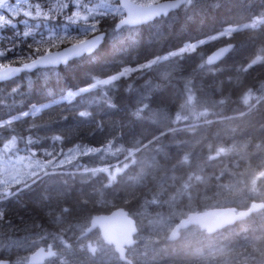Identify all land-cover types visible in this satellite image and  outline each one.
I'll list each match as a JSON object with an SVG mask.
<instances>
[{"label": "trees", "instance_id": "1", "mask_svg": "<svg viewBox=\"0 0 264 264\" xmlns=\"http://www.w3.org/2000/svg\"><path fill=\"white\" fill-rule=\"evenodd\" d=\"M186 3V8L134 27L131 37L127 30L117 40L109 34L91 59L74 58L69 65L58 66V76L46 77L42 70H33L0 83V119H7L9 114L21 115L33 106L50 103L53 92L76 90L93 76L106 78L125 66L137 68L160 57L151 68L117 81L109 90L115 106L108 107L102 100L90 105V119L82 122L77 115L85 110L79 105L86 95L78 98L75 110L55 105L35 117L21 115L14 122L17 133L24 137L17 147L23 148L28 138L37 141L31 145L37 160L51 159L44 150L53 151L54 135L63 137L55 143L56 153L77 145L103 149L109 142L112 148L107 153L78 156L70 164L49 166L28 188L0 199V259L24 264L22 250L9 244L13 238L29 232L64 236L76 225L84 227L92 215L108 213L114 207L126 209L139 226L135 212L140 207L154 211L148 202L150 190L157 193L161 184L176 190L182 178L184 187L190 183L198 187L196 195L191 193L189 205L184 198L179 200L188 212L211 209L198 199L206 189L219 196L205 204L225 207L222 205L230 201L225 188L231 180L239 182V170L253 164L264 168V0ZM116 21L109 17L101 27L110 33ZM18 27L22 33L23 26ZM3 35L11 36L12 30ZM200 40L208 42L199 45ZM188 43H196L198 48L168 56ZM225 44H231L228 53L216 64H207L208 53ZM6 47L7 40L0 42V50ZM21 47L26 53L27 44ZM18 54L8 53L3 62L15 60ZM13 88L20 93L14 99ZM62 156L56 155L53 164ZM165 204L169 206L167 201ZM165 211L163 205L159 212ZM257 226L261 232L256 239L253 230L241 228L229 240L235 244L232 248L240 246L251 254L256 246L260 248L263 259L259 264H264V213ZM224 228L219 229L221 234H226ZM69 240L76 254V239Z\"/></svg>", "mask_w": 264, "mask_h": 264}, {"label": "snow or ice", "instance_id": "2", "mask_svg": "<svg viewBox=\"0 0 264 264\" xmlns=\"http://www.w3.org/2000/svg\"><path fill=\"white\" fill-rule=\"evenodd\" d=\"M187 6L186 0H170L166 3H161L159 0H54V2L53 0H0V42L7 40L9 45L0 50V82L12 80L21 73L33 70H42V74L46 77L53 74L58 76V66L69 65L74 58L91 59L109 34L113 40H117L127 30L131 37L135 31L132 26L167 16L170 10ZM61 17L62 22H60ZM109 17L113 21L118 20L110 33L101 27L102 22H107ZM54 21L57 23H53ZM18 25L23 26L22 33ZM9 29L12 30V35L5 37L3 32ZM29 39L31 42H28ZM207 42L200 40L199 45ZM24 44H27L26 53L21 47ZM197 48L198 44L188 43L180 48L179 52H170L168 56L191 53ZM10 52L20 54L15 60L3 62V58ZM220 54L218 52L210 56L209 62L211 63ZM158 59L160 57L148 60L137 68L125 66L117 73L107 75L106 78L93 76L91 82L76 90L53 92L50 103L33 106L30 111H24L21 115L35 117L55 105H69L75 110L78 98L83 99L87 95V99L79 105L85 110H79L77 113L78 118H82L83 122L84 119L92 117V112L87 110L90 105H95L102 100L108 107L115 106L109 98V90L117 86V81L128 77L133 72L151 68ZM164 59H167V56ZM94 91L97 93L95 97L90 95ZM18 94H20L18 88L11 90L13 99ZM57 95L59 98H56ZM21 115L9 114V118L0 119V145H2L0 147V199L16 196L23 189L28 188L30 183L40 179L39 174L49 166L55 168L70 164L78 156L102 151L107 153L112 148L109 142L103 149L82 148L77 145L68 149L66 154L62 151L56 153L55 143L61 142L63 137L54 135L51 137L53 151L44 150V155L51 159L37 160L36 152L31 148V145L37 141L28 138L23 148L17 147L18 141H23L24 137L17 133L13 125L21 119ZM21 152H27L29 155H20ZM56 155H65V159L59 160L58 165L53 164ZM17 185L20 187L12 191L13 186ZM2 216L3 213H0V217ZM0 264L3 262L0 261Z\"/></svg>", "mask_w": 264, "mask_h": 264}, {"label": "rangeland", "instance_id": "3", "mask_svg": "<svg viewBox=\"0 0 264 264\" xmlns=\"http://www.w3.org/2000/svg\"><path fill=\"white\" fill-rule=\"evenodd\" d=\"M254 23L255 21L248 24L252 25ZM164 57L166 56H163L162 59ZM20 155L28 156L29 154L20 153ZM210 156L208 154L207 159ZM61 159H65V155L59 160ZM59 160L54 164L58 165ZM120 168L118 167V169ZM261 168L253 164L239 170V182L231 180L225 188V194L231 196L240 191L249 194L262 193L264 191V169ZM171 175L167 178H172ZM231 179L233 178L231 177ZM181 181L182 183H177L176 190L174 189L175 186H164V184L160 185L157 193L154 192L155 189L150 190L149 199L152 198L148 202L154 206V211L147 212L145 207H140L135 212L140 224L137 234L134 235L136 242L128 249L127 257L133 260L135 264H259L263 259L261 252L251 254L248 250H241L240 246H238L239 248L224 247L221 240L214 243L212 240L208 241L206 236L201 235L202 233L197 226H190L180 231L178 239L174 241L167 240L174 220L176 218L180 219L191 212L183 208L179 200L184 198V201L189 205L193 201V198L190 197L191 193L196 195L198 189L197 185L193 183H190L189 187H184L185 179L182 178ZM204 181L205 178L201 177V183L204 184ZM175 191L176 193H173ZM184 195L185 197H183ZM218 196V193L213 194L206 189L201 192L198 199L204 205L209 206L205 202L214 201ZM166 201L169 206L165 204ZM142 204L146 205L145 200ZM163 205L166 207L164 213L159 212ZM82 231L83 227L76 225L64 236L53 235L48 232H29L13 238L9 244L22 250L23 254L21 256L25 262L27 253L35 250L44 241H52L58 251V260L55 258L56 261H52V257L45 262L46 264H125L119 262L111 247L102 243L98 229L80 237ZM70 237L76 239L73 242L77 248L76 254L70 248Z\"/></svg>", "mask_w": 264, "mask_h": 264}, {"label": "water", "instance_id": "4", "mask_svg": "<svg viewBox=\"0 0 264 264\" xmlns=\"http://www.w3.org/2000/svg\"><path fill=\"white\" fill-rule=\"evenodd\" d=\"M159 2L166 3L170 2V0H159ZM175 10H170V12ZM153 20L146 23L152 22ZM116 22H118V20ZM138 26L140 25L132 27ZM230 49L231 44L216 47L205 57V62L209 65L216 64L228 53ZM218 52L221 54L210 63L209 57ZM262 207H264V202H254L248 210H239L237 213H235L234 207H219L200 212H190L186 216L178 219V222L169 232V239L173 241L176 240L179 236V232L190 226H197L200 231L212 234L216 230L222 229L227 225L232 224L234 221L242 219L248 211H256ZM94 228L99 230L101 239L105 244L113 246V250L117 254L120 262L131 264V260L126 255V248L134 245V235L137 233L138 229L135 220L128 215L125 209L122 207H116L108 213L92 215L89 220V225L85 229V233L90 232V230ZM54 253L55 251L50 246L47 247V250L43 246L38 247L31 251L28 255L27 264H42L45 259L53 256ZM0 261H2L3 264H9L8 259H0Z\"/></svg>", "mask_w": 264, "mask_h": 264}, {"label": "flooded vegetation", "instance_id": "5", "mask_svg": "<svg viewBox=\"0 0 264 264\" xmlns=\"http://www.w3.org/2000/svg\"><path fill=\"white\" fill-rule=\"evenodd\" d=\"M262 169V168H261ZM264 169V168H263ZM262 190V189H261ZM173 193H176L173 192ZM241 193V194H240ZM240 194V195H239ZM230 197V201L228 202L227 205H222V206H226V207H234L235 208V213H237L239 210L241 211H246L249 209V207L251 206L252 203L254 202H264V191L261 192H255L254 194H249V193H246V192H239V193H234L233 195H229ZM152 198V197H151ZM151 198L149 199V201H151ZM235 200V201H234ZM178 201V200H177ZM214 206H208L207 208H212ZM126 210V209H125ZM263 213H264V207L256 210V211H248L245 216L240 219V220H236L234 221L232 224H229L227 225L225 228H226V234L223 233L221 234L218 230V232H215L213 234H208L207 237V240L210 241L212 240V242L214 243L215 241H220V234L223 238V246L224 247H231V246H235V244H233L232 240L230 239L229 240V236L231 234H235L236 232H234V230L236 229H241V228H244V230H253L254 232V236H255V239H256V236H257V232H261L260 231V228H257L261 221V217L263 216ZM252 221H255V223L253 224ZM178 222V218H176L174 220V222L172 223V225L174 226L176 223ZM172 226V227H173ZM251 226H253V228H251ZM171 227V228H172ZM224 228V229H225ZM171 230V229H170ZM202 236H205V233L204 232H201ZM214 234L216 236H214ZM178 239V238H177ZM218 239V240H217ZM167 240H170L169 237ZM41 245L39 246H44V247H48V246H51L52 248H54L55 250V255L53 256L52 258V261H54L53 259H57V256H58V251H57V248L54 246V243L52 241H49V242H43V243H40ZM38 247V246H37ZM237 248V247H236ZM239 248V247H238ZM256 251H255V254L257 253H262L261 249L258 248L257 246L255 247ZM128 252V251H127ZM30 253V252H29ZM27 253V255L29 254ZM25 258V257H24ZM55 259V260H56ZM50 260V259H49ZM58 260V259H57ZM131 260V259H130ZM47 261V260H46ZM45 261V262H46ZM45 262L43 264H45ZM23 263H25V261H23ZM126 264V263H125ZM131 264H135V262L133 260H131Z\"/></svg>", "mask_w": 264, "mask_h": 264}, {"label": "bare ground", "instance_id": "6", "mask_svg": "<svg viewBox=\"0 0 264 264\" xmlns=\"http://www.w3.org/2000/svg\"><path fill=\"white\" fill-rule=\"evenodd\" d=\"M98 214H100V213H98ZM95 215V214H94ZM90 220V219H89ZM89 222V221H88ZM97 228H94V229H92V230H90V232H92V231H94V230H96ZM99 231V230H98Z\"/></svg>", "mask_w": 264, "mask_h": 264}, {"label": "crops", "instance_id": "7", "mask_svg": "<svg viewBox=\"0 0 264 264\" xmlns=\"http://www.w3.org/2000/svg\"><path fill=\"white\" fill-rule=\"evenodd\" d=\"M226 45V44H225ZM222 46V45H221Z\"/></svg>", "mask_w": 264, "mask_h": 264}]
</instances>
